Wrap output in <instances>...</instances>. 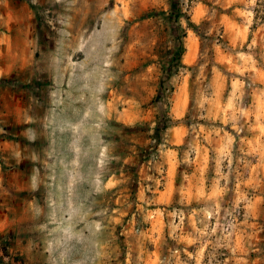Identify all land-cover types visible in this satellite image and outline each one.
I'll return each instance as SVG.
<instances>
[{
  "label": "rangeland",
  "instance_id": "obj_1",
  "mask_svg": "<svg viewBox=\"0 0 264 264\" xmlns=\"http://www.w3.org/2000/svg\"><path fill=\"white\" fill-rule=\"evenodd\" d=\"M261 82L264 0H0V264H264Z\"/></svg>",
  "mask_w": 264,
  "mask_h": 264
},
{
  "label": "bare ground",
  "instance_id": "obj_2",
  "mask_svg": "<svg viewBox=\"0 0 264 264\" xmlns=\"http://www.w3.org/2000/svg\"><path fill=\"white\" fill-rule=\"evenodd\" d=\"M188 49H189V52H188V54L186 56V62L187 63H191L195 59L196 51H197V44H196V41L193 38H191L189 40Z\"/></svg>",
  "mask_w": 264,
  "mask_h": 264
},
{
  "label": "trees",
  "instance_id": "obj_3",
  "mask_svg": "<svg viewBox=\"0 0 264 264\" xmlns=\"http://www.w3.org/2000/svg\"><path fill=\"white\" fill-rule=\"evenodd\" d=\"M181 13H182V11L180 10V11L175 15V19H176V21L179 20V18H180V16H181ZM164 127L167 128V127H168V124H165Z\"/></svg>",
  "mask_w": 264,
  "mask_h": 264
},
{
  "label": "crops",
  "instance_id": "obj_4",
  "mask_svg": "<svg viewBox=\"0 0 264 264\" xmlns=\"http://www.w3.org/2000/svg\"><path fill=\"white\" fill-rule=\"evenodd\" d=\"M234 83V82H233ZM262 84H264L263 82H261Z\"/></svg>",
  "mask_w": 264,
  "mask_h": 264
}]
</instances>
